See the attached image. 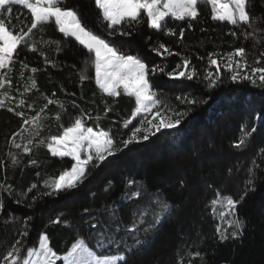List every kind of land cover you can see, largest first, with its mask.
I'll list each match as a JSON object with an SVG mask.
<instances>
[{
	"label": "trees",
	"instance_id": "16d2710c",
	"mask_svg": "<svg viewBox=\"0 0 264 264\" xmlns=\"http://www.w3.org/2000/svg\"><path fill=\"white\" fill-rule=\"evenodd\" d=\"M65 7L77 11L89 30L108 40L121 53L139 56L149 69L160 65L166 66V71L179 70L177 65L182 67L183 58H189L198 77L189 81L186 78L172 79L160 72L150 74V83L157 91L160 103L186 113L182 123L177 128L162 130L150 136L147 141L134 143L115 157L90 165L87 178L76 189L59 196H44L31 208L15 204L8 193H3L5 207L0 212V257L17 239L23 240L25 248L38 246L41 233L49 237V246L57 254L62 255L78 238H83L87 246L98 254L115 255V246L109 248L107 242L104 248L96 246L98 237L85 223L95 221L83 210L88 208L103 223L105 217L100 216L98 210L105 203L118 201L127 180L134 179L141 181L146 191L139 200L121 205L125 222L128 220L129 209L144 204L153 195L166 200L171 205V212L154 230L139 233L145 243L138 251L128 255L127 264H176L178 252L183 255L185 252L197 251L204 255L206 264H264V158L257 155L264 148V119L257 115H264V89L248 81L231 82L221 66L222 61L219 64L221 82L218 86L209 88L207 81L203 80L207 74L206 69L210 72L214 70L209 64V53L223 55L235 48L244 47L248 68L264 67V59L260 57V53L264 52V42L259 39V34L255 41L245 40L240 29L226 21H213L211 5L206 4L205 0H201L200 15L194 21L166 18V28L175 31V35L171 36L150 29L146 17L145 22L137 25L131 36H109L94 0H66ZM254 10L257 14L264 13V5L260 0H255ZM12 15L13 23H17V16L21 21L30 16L22 6H14ZM189 23L192 24L191 28L188 27ZM261 26L264 27V23ZM181 28L185 31L183 39L179 36ZM232 31H236L237 35H231ZM41 39L59 41L61 50L57 51L56 43L43 44ZM34 40L39 51L31 53L26 49L21 50L13 70L8 72L11 87L0 89V93L7 91L13 98H5V107L0 108V161L4 162V166L0 167V181L11 184L17 193L36 182L38 189L29 194L28 203H31L32 195L44 191L45 179L58 177L62 171L70 169L74 161L70 157H53L46 146L37 148L35 143L31 146V154H22L21 149L11 147L10 140L24 143L33 137L30 131H22V119L8 112V107L16 108L17 103L23 99L25 106L16 108V111H23L25 118H31L47 103L45 97L65 104L63 110L56 103L48 105L41 114L42 127L38 129L40 135L36 139L46 141L51 136L61 134V124L69 126L72 119L81 114H85L86 126L95 127L99 123L101 128L111 132L118 143L128 138L139 121V117H132L135 98L125 95L123 90H118L121 94L115 98L103 94L95 84V68L92 63L94 54L90 55L72 38L65 41L54 23L45 26L44 32L34 30ZM158 43L169 47L172 54L165 53L163 49H160L161 54L153 52L152 47ZM40 52L55 61L57 66H46ZM215 58L220 59L219 56ZM258 59L260 63L257 65L255 61ZM20 61H26L29 68H22ZM31 67L43 70L33 74ZM82 72L89 76L83 83L80 81ZM30 78L35 79L37 88L25 93V87L30 86ZM54 92L55 97L52 95ZM177 96L207 102L189 105L177 100ZM73 101L79 107H74ZM28 104L32 108H28ZM105 109L110 110L106 112ZM58 112L61 113L60 120L55 119ZM97 117L100 119L97 120ZM130 119L132 123L124 128V123ZM242 125L248 131L255 125L257 131L247 138L244 148L236 149L232 145L244 135ZM24 128L30 129V125H24ZM18 132L23 140L21 135L14 136ZM9 152L18 155L19 162L15 166H9ZM253 158L261 165L255 170L256 190L249 192L236 209L245 222L243 236L221 243L215 232L217 216L213 218L208 207L209 201L214 198L216 190L239 199ZM31 159L37 160L38 165H29ZM181 179L186 186L181 187ZM109 181L112 182V188L106 193L104 189ZM209 185L212 187L209 188ZM135 190V187L131 189ZM9 213L21 219L5 227L3 222ZM60 213L74 227L48 224L50 218L54 220ZM28 216L32 217L27 225L29 234L22 238L19 230L24 228V220ZM222 229L231 231L228 227ZM189 260L191 264H202L199 258L191 257H185L183 264H188ZM56 264L63 262L57 260Z\"/></svg>",
	"mask_w": 264,
	"mask_h": 264
},
{
	"label": "snow or ice",
	"instance_id": "6c2138e0",
	"mask_svg": "<svg viewBox=\"0 0 264 264\" xmlns=\"http://www.w3.org/2000/svg\"><path fill=\"white\" fill-rule=\"evenodd\" d=\"M205 2L211 5V19L213 21H226L234 28L240 29V34L244 36L245 40L253 39L255 41L259 34V39L264 42V27L261 26L264 23V13H255V0H205ZM65 3L66 0H0V89H4L6 86L11 87L8 72L13 70V65L19 59L21 50L26 49L27 52L31 53L39 51L38 44L34 40V30L44 32L45 26L54 23L56 30L63 34L65 41L72 38L79 45H82L90 55L94 54L92 63L95 68V84L100 91L108 97L115 98L121 94L118 89H122L125 95L135 98V110L132 117H139L143 113L145 118L141 119L139 126L132 129L128 138L120 140L119 143L111 132L101 128L99 123L95 127L86 126L85 114L76 116L69 126L65 127L61 124V134L51 136L46 141L45 139H36L40 135L38 129L42 127L40 124L41 114L45 112L48 105L56 103L63 110L66 107L65 104L45 97L47 103L31 118H25V112L23 111H16V108L25 106L23 99L17 103L16 108L8 107V112L14 113L22 119V131H30L33 137L27 139L24 143H16L14 139L10 140L11 147L21 149L22 154H31L33 151L31 146L35 143L37 148L46 146L47 151L53 157L61 159L70 157L74 163L71 164L70 169L62 171L58 177L45 179L43 183L44 191L32 195L30 197L31 203H28L29 194L38 189L36 182L31 183L25 190L17 193L11 184L0 181V212L5 207L3 200V193L5 192L13 198L15 204L26 205L31 208L38 199L44 196H59L61 193L76 189L87 178L90 165L106 161L109 157H115L134 143L147 141L150 136H154L162 130L177 128L182 123L186 113L178 112L160 103L158 93L150 83V74L154 75L160 72L172 79L186 78L189 81L198 77V72L191 65L189 58H183V70L180 71L176 69L166 71V66L160 65L149 69L139 56L121 53L108 40L89 30L82 22L77 11L65 7ZM260 3L264 5V0H260ZM94 4L99 10L102 21L106 23L109 36L116 34L122 37L131 36L136 26L145 22V17L147 26L150 29L157 32L163 31L165 35L171 36L175 35V31L172 28H166V18H171L173 21L196 20L200 15L199 5L201 0H94ZM14 6H22L27 10L30 14L29 17H25L27 22L21 21L20 17L17 16V23H13ZM188 27L191 28L192 24L189 23ZM184 35L185 31L181 28L179 30L180 38L183 39ZM231 35L236 36L237 32L232 31ZM41 42L49 45L56 43L57 51L61 50L59 41H43L41 39ZM160 49H163L169 55L172 54L170 48L163 43H158L152 47V51L157 54H161ZM176 54L179 55V53ZM40 55L43 56L46 66H57V63L49 60L43 52H40ZM216 56H219L220 59L215 58ZM260 57L264 59V52L260 53ZM198 58L203 59L202 57ZM225 58V70L230 74L228 79L231 82L248 81L252 85L264 89V67H251V74H249L247 71V52L244 47L235 48L223 55L209 53V64L210 66H216V72L213 74L207 69L205 70L207 74L203 76V80L207 81V87H216L221 82L219 64ZM20 63L22 68H29L26 61H20ZM255 63L258 65L260 60H256ZM177 68H181V65H177ZM41 70L43 69L37 67H31L30 69L33 74ZM87 79H89V76L82 72L80 74L81 83ZM30 81V86L24 89L25 93L37 88L35 79L30 78ZM52 95L55 97L56 93L54 92ZM70 95H74V93ZM5 98L13 99L7 91L0 93V108L5 107ZM176 99L189 105L207 102L206 100L197 101L187 96H177ZM72 104L74 107H79L75 104V101ZM27 107L32 108V105L28 104ZM109 110L105 109L106 112ZM149 114L152 117L151 119H147ZM257 115L259 118L264 119V115L259 113ZM87 118L91 119V116ZM55 119L60 120L61 113L58 112ZM96 119L99 120L100 117ZM131 123V119L125 122L124 128H128ZM24 125H30V129L24 128ZM241 131L244 135L232 145L236 149L244 148L247 138L255 133L257 128L254 125L248 131L242 125ZM15 135H21V133L18 132ZM21 139H24L22 135ZM8 155L11 158V165L9 166H15L19 162L18 155L12 152H9ZM257 155L264 158V148H261ZM38 163L35 159L29 160L31 166H37ZM3 166L4 162L0 161V167ZM260 167L261 165L253 158L247 170L248 179L244 182V191L239 199H234L233 196L224 195L216 190L214 198L209 201L208 207L211 209L214 219L217 216L218 206L227 208V212H219L221 218L232 217V219L227 220L228 228L231 229L230 232L228 229H222L217 224L215 232L219 242L223 243L228 239L237 240L242 238L245 222L239 217L236 209L249 192L256 190L255 170ZM229 173H231V169H229ZM39 175V172H37L36 176L38 178ZM179 183L181 187L186 186L183 179ZM133 187H135V191H131ZM211 187L209 185V188ZM111 188L112 182L109 181L104 191L107 193ZM145 191L146 189L142 187L141 181L127 180L125 190L121 193L119 200L113 201L111 204L105 203L98 210V214L105 217L103 223L88 208L83 210L95 221L94 223L85 221V223L98 237L96 246L104 248L105 242H107L109 248L115 246V255L98 254L87 246L83 238H78L62 255L57 254L49 246V237L41 233L38 237V246L25 248L23 240L17 239L11 248L0 257V264H56L57 260L62 261L63 264H118V262L119 264H127L128 255L138 251L145 243L144 240L140 239L139 233L154 230L171 212V205L166 200H162L158 195H153L144 204L135 205L129 209L128 220L125 222L124 214L120 210L121 205L139 200ZM20 219V217L9 213L3 223L7 227L10 222H18ZM31 219L32 217L28 216L24 220L25 226L22 230H19L20 237L28 236L27 225ZM48 224L62 225L68 228L74 227L63 213L58 214L54 220L50 218ZM129 241H132V243L129 244ZM185 257L199 258L202 264H206L204 255L199 251L185 252L183 255L178 252L176 264H183ZM188 264H191V260Z\"/></svg>",
	"mask_w": 264,
	"mask_h": 264
},
{
	"label": "rangeland",
	"instance_id": "374dc122",
	"mask_svg": "<svg viewBox=\"0 0 264 264\" xmlns=\"http://www.w3.org/2000/svg\"><path fill=\"white\" fill-rule=\"evenodd\" d=\"M236 59H238V58H236ZM225 64H226V58H225V60H222V63H221V66H222V68L225 70ZM212 68L214 69L213 71H211L213 74H215V72H216V66H212ZM180 70H183V68L181 67L179 70H177V71H180ZM250 70L251 69H247V71L249 72V74H251L250 73ZM226 71V70H225ZM227 72V71H226ZM227 74L228 75H230L228 72H227ZM258 75V74H257ZM118 90H122V89H118ZM143 118H145V114H141L140 116H139V121H138V125L137 126H139L140 125V121H141V119H143ZM152 117H151V115L149 114V115H147V119H151ZM220 211H224V212H227V208L226 207H224V206H218L217 207V218H216V223H215V227L217 226V224H219L220 226H221V228H224V227H228V223H227V220H229V219H232V217L231 216H227V217H225V218H221L220 216H219V212Z\"/></svg>",
	"mask_w": 264,
	"mask_h": 264
}]
</instances>
